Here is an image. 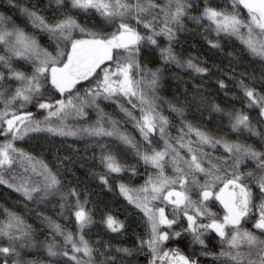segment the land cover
Listing matches in <instances>:
<instances>
[{"label": "snow or ice", "instance_id": "obj_1", "mask_svg": "<svg viewBox=\"0 0 264 264\" xmlns=\"http://www.w3.org/2000/svg\"><path fill=\"white\" fill-rule=\"evenodd\" d=\"M8 4L46 35L49 47L0 13V136L4 138L0 185L14 188L33 203H51L58 196L61 215L67 212L74 219L75 233L44 217L63 241L44 245L53 264L57 258H64L63 264H124L123 257L133 256L134 250L117 247L113 252L110 243L85 238L94 223L88 193L72 181L65 184L47 164L17 146L29 133L99 138V160L106 169L99 180L109 191V176L121 180L119 193L142 214L145 235L137 237V248L149 257L147 264H201L200 257H210L211 264H264V145L258 149L246 142L247 137L241 140L243 133L264 140V130L243 110L206 104L205 96L199 98L197 109L206 104L212 113L226 117L236 139L201 130L186 118V108L197 100L194 96L191 101L168 102L170 112L181 118L179 135L173 138L158 95L170 65L201 77L212 74L206 62L192 56L183 60L174 50L178 34L188 30L186 21L202 33L210 49L223 50L221 41L236 37L264 64V0H231L226 6L212 0H54L50 19L38 4L20 7L13 0ZM81 12H93L98 23L81 24L77 19ZM157 53L165 67L147 68L144 59ZM21 63L30 72L17 67ZM240 76L243 100L248 108L258 109V123L264 124V68L258 85L254 76L249 83L245 73ZM82 82H87L83 92L77 87ZM217 83L227 92L224 80ZM118 98L126 100L119 104L120 111L133 122L140 141L122 131L100 107L101 102ZM29 105L43 114L42 120L28 110ZM88 109L96 111L93 124L69 125V119L87 120ZM106 138H114L116 147L101 143ZM129 153L135 163L128 162ZM141 163L143 183L136 187L124 183L125 174L130 179L140 175L136 165ZM16 168L37 179L13 175L9 180ZM102 223L112 233L125 230V224L111 214ZM213 237L220 242L218 253L209 249ZM34 247L31 227L16 212L5 210L0 220V264H38L25 259L26 251Z\"/></svg>", "mask_w": 264, "mask_h": 264}, {"label": "trees", "instance_id": "obj_2", "mask_svg": "<svg viewBox=\"0 0 264 264\" xmlns=\"http://www.w3.org/2000/svg\"><path fill=\"white\" fill-rule=\"evenodd\" d=\"M13 2L18 3L20 7L38 4L41 14L49 19L53 15L55 7L54 0H13ZM196 2L203 3V0H196ZM230 2L231 0H212L213 4L225 6L230 4ZM244 12L246 13V10ZM0 13L10 16L16 25L24 28L30 35L34 36L42 46L49 47L46 35L38 27L33 26L18 8L10 7L8 0H0ZM77 19L81 24L89 25L96 24L99 21V17L91 12H81L77 15ZM186 27L187 31L178 34L179 43L174 45L175 52L183 60H186L188 56H192L198 58L202 64L206 62L212 74L201 77L187 68H177L175 65H170L165 69L161 85L163 94L158 93V95L164 101V103L160 104V108L163 114L169 118L171 124L169 128L170 136L175 138L179 135L181 118L170 112L168 102H175L176 99L191 101L194 96L197 100L190 108H186V118L195 126L200 127L201 130L208 131L216 136H226L232 140L236 139V134L228 130L226 117L212 113L206 104H219L226 111L243 110L252 118L253 124L258 129L264 130V124L258 123V109L247 107L246 101L243 100V92L238 87L241 73H245V83H249L254 76L258 85L264 64L261 63L259 58L248 54L244 50V45L236 37L226 41L222 40L223 50H213L208 47L202 33L196 29L195 25L190 21H186ZM229 53L232 55L230 56ZM143 63L147 67L154 68V70L158 67H165L159 61L158 53L155 57H146ZM17 67L30 72V67H25L23 63L17 65ZM233 77H235L234 80ZM220 79L224 80L227 85V92L220 89L217 83ZM86 85L87 82H82L77 87L81 88V92H83V87ZM201 96H205L207 101L206 104H202L197 109L196 103L199 102ZM121 103L126 104L127 102L123 98H118L115 101H103L100 107L106 116L118 121V127L122 131L140 141L139 132L133 122L128 120L124 113L120 111L119 104ZM0 108H2V105H0ZM28 110L32 111L37 119H43V114L37 108L29 105ZM87 111L89 115L87 120L69 119V125L75 128H82L93 124L97 118L96 111L94 109H88ZM245 137H247V143L253 144L258 149L261 145H264V140H260L258 137H250L248 133L242 134V142H244ZM3 139L0 136V141ZM98 139L87 136H53L46 132L29 133V136L25 137L24 140L17 141V146L30 153L37 161L47 164L53 172L58 173L65 184L68 181H72L74 185L78 186L79 191L88 193L86 198L91 201L88 207L93 210L94 223L89 229H86V239L90 242L97 240L108 242L113 246V252L117 247L133 249V256L123 257L124 264H147L149 257L145 253L139 252L137 248L139 243L137 237L145 235L142 214L119 193L118 184L121 180L114 179L113 176L108 177L112 187L111 191H109L108 187L103 186L99 180V176L104 175L106 169H104L99 160L100 148L97 146ZM191 139L195 142L194 135ZM101 143H110L113 148L118 144L114 138H106ZM221 154L222 151L215 153L217 156ZM65 157L68 159H65ZM126 158L129 163H135V158L131 157L130 153ZM136 167L140 173L139 176L130 179L125 174L123 179L124 183H130L133 187L142 184L145 178L143 164L136 165ZM169 174H171L170 170ZM13 175L17 177L27 175L31 176L32 179H37L31 173L24 174L23 170L19 168L14 169L13 174H9L7 178L12 180ZM51 199V203H33L26 201L14 188L0 185V220L4 219L5 210L12 211L20 215L24 219L25 224L31 227L32 238L36 247L26 251L25 259L35 260L38 264H53V258L47 256L44 245L53 241L63 243L62 238L54 234L53 229L44 217L50 218L53 223L60 224L66 231L71 230L74 233L76 231L74 219H69L67 212L61 215L60 205L57 202L59 197ZM213 210L218 211L219 209ZM109 214L123 222L125 230L120 233H112L108 230L102 220ZM247 226L251 228V222ZM208 244L209 249L213 252L218 253L221 250L218 238L209 239ZM197 250L199 251V249ZM117 255L121 256L122 254L117 253ZM63 259L57 258L56 264H63ZM200 260L201 264H211L210 257L207 259L200 257Z\"/></svg>", "mask_w": 264, "mask_h": 264}, {"label": "rangeland", "instance_id": "obj_3", "mask_svg": "<svg viewBox=\"0 0 264 264\" xmlns=\"http://www.w3.org/2000/svg\"><path fill=\"white\" fill-rule=\"evenodd\" d=\"M91 13H93V12H91ZM257 58H259V57H257ZM260 59V58H259ZM147 67V66H146ZM147 68H149V69H152V70H154V68H151V67H147ZM13 89H14V85H13ZM159 94H163V92L161 91V88H160V90H159Z\"/></svg>", "mask_w": 264, "mask_h": 264}]
</instances>
